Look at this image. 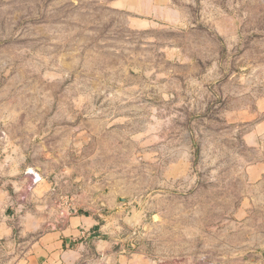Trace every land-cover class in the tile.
I'll use <instances>...</instances> for the list:
<instances>
[{
    "label": "rangeland",
    "instance_id": "1",
    "mask_svg": "<svg viewBox=\"0 0 264 264\" xmlns=\"http://www.w3.org/2000/svg\"><path fill=\"white\" fill-rule=\"evenodd\" d=\"M1 174L137 264H264V0H0Z\"/></svg>",
    "mask_w": 264,
    "mask_h": 264
},
{
    "label": "crops",
    "instance_id": "2",
    "mask_svg": "<svg viewBox=\"0 0 264 264\" xmlns=\"http://www.w3.org/2000/svg\"><path fill=\"white\" fill-rule=\"evenodd\" d=\"M33 186L37 196L47 197L52 191L44 179L33 182ZM19 197L0 189V255L5 248L11 249L5 264L138 263V255L126 258L119 253V227L103 209L92 213L79 210L64 219H60L59 211L51 210L40 221L34 211L27 215L25 209V214L19 215L23 208Z\"/></svg>",
    "mask_w": 264,
    "mask_h": 264
},
{
    "label": "built area",
    "instance_id": "3",
    "mask_svg": "<svg viewBox=\"0 0 264 264\" xmlns=\"http://www.w3.org/2000/svg\"><path fill=\"white\" fill-rule=\"evenodd\" d=\"M75 213L74 205L71 198H61V207L59 208L58 215L60 219L66 218V216Z\"/></svg>",
    "mask_w": 264,
    "mask_h": 264
},
{
    "label": "bare ground",
    "instance_id": "4",
    "mask_svg": "<svg viewBox=\"0 0 264 264\" xmlns=\"http://www.w3.org/2000/svg\"><path fill=\"white\" fill-rule=\"evenodd\" d=\"M39 180H40V176L38 174L33 173L32 174V181L36 182V181H39Z\"/></svg>",
    "mask_w": 264,
    "mask_h": 264
}]
</instances>
